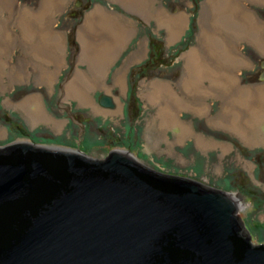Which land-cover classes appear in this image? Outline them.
<instances>
[{
  "label": "rangeland",
  "instance_id": "1",
  "mask_svg": "<svg viewBox=\"0 0 264 264\" xmlns=\"http://www.w3.org/2000/svg\"><path fill=\"white\" fill-rule=\"evenodd\" d=\"M42 1L9 0L5 8L0 2V130L5 132L0 133V144L16 138L25 139L76 148L100 159L110 149L128 150L156 168L188 174L230 191L251 241L264 243V105H252L248 111L249 102L244 100L242 103L241 100L246 107L234 106L236 126H231V119L222 116L225 100L217 90L197 96L187 94L182 86L186 54L190 49L200 47L201 28L206 26L207 33L216 34L213 36H219L217 38L229 44L231 54L244 59L241 64L229 68L238 79L239 86L250 87L252 94H256L257 87L260 90L258 93H264V80L258 77L259 61L264 58V50L243 34L235 40L228 38L225 30L219 33L211 29L218 23L229 24L230 12L224 0H210L214 10L210 8L209 0H135L136 4H130V0H63L57 5L54 16L51 12L49 18L52 29L65 35L64 61L49 82L41 80L40 65H44L45 69L54 67L42 64L40 52L26 46L30 45V41L24 39L23 27L14 22L19 11L27 9L36 12ZM236 1L243 9L251 11L263 25L264 2ZM96 5L130 20L133 34L112 60L102 86L88 90V102L83 100L82 103L74 94H66L65 85L73 78L77 68L89 75L85 61L77 57L81 45L77 31L82 29L88 37L93 36L92 31L88 32L83 26L85 14ZM159 8L165 12L161 19H157L155 13ZM9 12L12 17H9ZM183 14L184 19H179L176 36L168 40L170 17ZM233 21L246 31V24L234 18ZM258 36L264 39V28ZM88 52L87 56H96V52ZM208 57L206 53V57L193 58L192 72L195 75L200 74V64L205 61L206 64H213ZM141 72L147 74L141 75ZM122 73L123 85L115 81L116 74ZM88 75L84 74V78ZM156 81L170 83L177 95L176 100L180 102V106L177 102L174 106L169 103L174 118H168L163 126L160 125L158 110L159 104L166 102L165 99L150 100L146 93ZM204 82L203 85H209L207 79ZM80 85L82 83L75 86ZM102 93L111 96L116 105H101L98 100ZM28 96H35L45 114L58 120L59 125L36 119L33 116L37 109L35 106L30 109L33 114L25 113L17 106ZM190 102L194 106L191 107ZM198 106L202 109L198 110ZM181 122L190 125L191 131L183 135ZM249 122L253 123V129L247 127ZM243 129L250 134L253 132L257 140L247 141V134L241 132ZM24 131L28 134L26 137H23ZM197 135L205 138L207 144H199ZM212 140L218 144H208Z\"/></svg>",
  "mask_w": 264,
  "mask_h": 264
},
{
  "label": "water",
  "instance_id": "2",
  "mask_svg": "<svg viewBox=\"0 0 264 264\" xmlns=\"http://www.w3.org/2000/svg\"><path fill=\"white\" fill-rule=\"evenodd\" d=\"M0 264H264V243L226 189L124 149L13 139L0 144Z\"/></svg>",
  "mask_w": 264,
  "mask_h": 264
},
{
  "label": "bare ground",
  "instance_id": "3",
  "mask_svg": "<svg viewBox=\"0 0 264 264\" xmlns=\"http://www.w3.org/2000/svg\"><path fill=\"white\" fill-rule=\"evenodd\" d=\"M8 1L9 0H0V2H2V4L4 5V8L7 5V3L9 4ZM62 1L63 0H43L40 3V8L37 9V11L35 10L36 12L23 9V11H19L17 13V16L14 17L15 20L14 22L18 23L19 27L20 26L23 27L24 39L30 41L29 43L30 45H28L27 43L26 45L24 43L25 41L23 43L29 48L32 47L33 51L38 50L37 52L38 53L40 52L39 58L42 64L48 63L49 65H52L54 67L50 69H45L44 65H40L41 68L40 77L42 81H47V82L52 81L53 73L58 71L59 65L64 61L63 58L64 50L66 48L65 35L59 31L52 29V27L50 26V18H49L51 12L53 13L52 16H54L55 11L57 9V5H59L60 2L62 3ZM120 1L125 2L126 0H120ZM259 1L264 2V0H259ZM128 2H130V4H132V2L134 4L137 3V2L135 3V0H130ZM224 2L228 6L229 12L231 13L230 14L228 12L229 24L218 23V25L216 26L213 25L211 29L214 31H218L219 33L222 30L223 31L225 30L227 32V37L235 40L241 38V35L243 34L245 38L250 39V42L255 43L261 50L262 49L264 50V39L260 37L261 35L258 36L260 31L264 28V23H261L263 25H260L259 22L257 21V17L251 11H248L247 9L246 10L243 9L241 5L237 3L236 0L235 1L224 0ZM208 3L210 8H212L211 10H214L213 4L210 2V0ZM155 13L157 19H161L162 15H165V12L162 8L156 10ZM208 13L210 16H212L210 14V11ZM10 16H11V12H9V17ZM212 18L214 19V15ZM233 18L234 20L246 24V26L244 25L246 31L239 28V24H237L236 21H233L234 23H232ZM170 19L171 21L169 22V27H168V33H169L168 40L170 39L171 41L173 37L176 36L179 30L180 27L179 19H181L182 21V19H184V14L170 17ZM223 23H225V21ZM83 27H86L88 32L92 31L91 34L93 36L88 37L86 33L82 32V29L81 30L78 29L77 38L81 45L77 57L78 60L85 61L88 67L87 70L89 71V75L88 73H85L84 71H81L80 69L77 68L75 70V74L73 78L69 80L65 85L66 94L68 93H70L71 95L74 94L77 97V99H79L82 103H84L83 100L86 101L87 97H89L87 94L88 90L102 86V82H103L102 80L104 79L103 77L107 73V70L110 67V65L112 64L113 62L112 60L115 58L117 54H119L121 49L128 42L131 34H133L132 24L130 20H124L122 17L116 14L106 12L98 5H96L93 10L85 14ZM206 31H207L206 26L201 28L200 47L190 49L186 54L187 56L186 71L182 79V86L183 89L187 92V94L197 95V96H199V94L200 96H202L201 94L205 93L206 91L217 90L216 92H219V95L222 96L225 100L223 106L224 114L222 116L224 118H230L232 122L231 126H236V122H235L236 120L234 119V115L236 114V112L234 110V106L240 105L242 106V108H244L246 106L242 103L244 100H246L249 102V105L246 109L248 111L250 107H252V105L256 107H261L264 105V93L262 92L258 93V91L260 90L257 87L258 90L256 94H252L251 93L252 89L250 87L243 88L239 86L238 79L230 73L229 68H234L238 64H241L244 61V59L240 55L231 54L230 47L227 42H225L223 39L221 40L217 38L219 36H213L216 34L207 33ZM223 50H225L226 52L225 51L223 52ZM88 51H91L93 53L96 52V56H90V57L87 56L86 53H89ZM99 52L100 53L103 52V54L101 55ZM97 53H99L100 55H98ZM206 53L209 55L208 58L209 60L211 59L213 64H211L210 62L209 64H206V61L204 62L205 64L204 63L200 64L198 66L201 68V69L199 68L200 74L195 75L192 72L193 63H194L193 58L195 57L198 60V58L206 57ZM84 74H87L90 79L88 77L84 78ZM123 77H124V73L119 75L116 74L115 81L123 85L122 84L124 82ZM205 79L209 81L208 86L203 85ZM80 83H82V85H80L79 87L75 86ZM103 86L105 87L104 84ZM146 93L150 100L159 101L160 99L164 98L166 101L163 104L162 103L159 104L158 116L160 117L161 126L165 125L168 122V118H174V113L172 112L169 103L172 102L174 106V104H176L177 102V106H180V102L176 100L177 95L175 96V93L173 92V88L170 83L163 81H156L151 84V88ZM253 100H255V103H252ZM190 105L191 107L194 106L193 104H191V102ZM17 106L22 108V110L25 113L31 112V114H33L31 111L33 109L31 107L35 106L37 107V109L34 108L35 115L33 116H35L36 119H41V120L43 119L44 121L52 123L54 126L59 125L58 120L52 119L45 114L40 102L37 100L35 96L26 97ZM185 106H187V104ZM197 109L198 110L202 109V106H198ZM29 116L31 118L32 115L29 114ZM29 120L32 121V118ZM181 124L183 129L182 131L183 135L191 131L190 125L188 126L184 122H181ZM244 126L245 125H243L242 127ZM247 127L253 129V123L249 122ZM241 132L247 134L248 137L245 136L247 141L254 142L257 140L256 138H254L253 132L250 134V132L244 131V129ZM0 133L1 134L3 133L2 130H0ZM206 141L207 140H205V138L197 135V142L199 144L205 145L207 144ZM208 144H218V142L212 140L209 141Z\"/></svg>",
  "mask_w": 264,
  "mask_h": 264
},
{
  "label": "flooded vegetation",
  "instance_id": "4",
  "mask_svg": "<svg viewBox=\"0 0 264 264\" xmlns=\"http://www.w3.org/2000/svg\"><path fill=\"white\" fill-rule=\"evenodd\" d=\"M263 64H264V58H262L260 61H259V68H260V73H259V76L261 75V73L264 71V66H263ZM258 76V77H259ZM27 132L26 131H24L23 132V137H26L25 135H28V134H26ZM17 139V138H16Z\"/></svg>",
  "mask_w": 264,
  "mask_h": 264
},
{
  "label": "trees",
  "instance_id": "5",
  "mask_svg": "<svg viewBox=\"0 0 264 264\" xmlns=\"http://www.w3.org/2000/svg\"><path fill=\"white\" fill-rule=\"evenodd\" d=\"M148 64V63H147ZM147 74V72H141V75H145ZM159 74V73H158ZM161 75V74H160Z\"/></svg>",
  "mask_w": 264,
  "mask_h": 264
},
{
  "label": "crops",
  "instance_id": "6",
  "mask_svg": "<svg viewBox=\"0 0 264 264\" xmlns=\"http://www.w3.org/2000/svg\"><path fill=\"white\" fill-rule=\"evenodd\" d=\"M3 133H5L3 130H2Z\"/></svg>",
  "mask_w": 264,
  "mask_h": 264
}]
</instances>
